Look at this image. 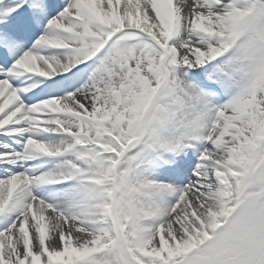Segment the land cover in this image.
<instances>
[{
	"label": "snow or ice",
	"instance_id": "6c2138e0",
	"mask_svg": "<svg viewBox=\"0 0 264 264\" xmlns=\"http://www.w3.org/2000/svg\"><path fill=\"white\" fill-rule=\"evenodd\" d=\"M0 264H264V0H0Z\"/></svg>",
	"mask_w": 264,
	"mask_h": 264
}]
</instances>
